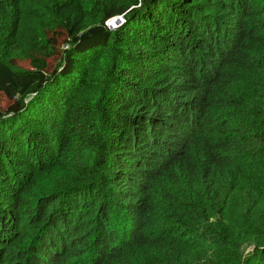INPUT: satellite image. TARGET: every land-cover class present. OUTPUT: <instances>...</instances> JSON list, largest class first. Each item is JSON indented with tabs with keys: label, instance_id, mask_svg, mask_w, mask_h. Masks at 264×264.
I'll use <instances>...</instances> for the list:
<instances>
[{
	"label": "trees",
	"instance_id": "trees-1",
	"mask_svg": "<svg viewBox=\"0 0 264 264\" xmlns=\"http://www.w3.org/2000/svg\"><path fill=\"white\" fill-rule=\"evenodd\" d=\"M0 264H264V0H0Z\"/></svg>",
	"mask_w": 264,
	"mask_h": 264
},
{
	"label": "built area",
	"instance_id": "built-area-1",
	"mask_svg": "<svg viewBox=\"0 0 264 264\" xmlns=\"http://www.w3.org/2000/svg\"><path fill=\"white\" fill-rule=\"evenodd\" d=\"M124 19L121 16H118V18L110 19L107 21V25L116 26L120 23H122Z\"/></svg>",
	"mask_w": 264,
	"mask_h": 264
},
{
	"label": "rangeland",
	"instance_id": "rangeland-1",
	"mask_svg": "<svg viewBox=\"0 0 264 264\" xmlns=\"http://www.w3.org/2000/svg\"><path fill=\"white\" fill-rule=\"evenodd\" d=\"M6 101H5V98L4 97H1V104L3 105V106H5L6 105V103H5Z\"/></svg>",
	"mask_w": 264,
	"mask_h": 264
},
{
	"label": "clouds",
	"instance_id": "clouds-1",
	"mask_svg": "<svg viewBox=\"0 0 264 264\" xmlns=\"http://www.w3.org/2000/svg\"><path fill=\"white\" fill-rule=\"evenodd\" d=\"M116 18H118V17H116ZM112 19H114V18H112ZM107 23V22H106ZM109 26H111V25H109ZM117 26V25H116ZM111 27H115V26H111Z\"/></svg>",
	"mask_w": 264,
	"mask_h": 264
}]
</instances>
